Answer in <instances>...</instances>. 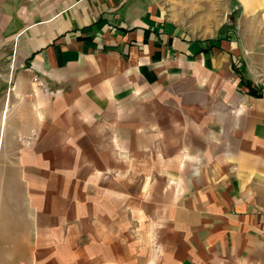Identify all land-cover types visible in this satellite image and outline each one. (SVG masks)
<instances>
[{
  "label": "crops",
  "instance_id": "crops-1",
  "mask_svg": "<svg viewBox=\"0 0 264 264\" xmlns=\"http://www.w3.org/2000/svg\"><path fill=\"white\" fill-rule=\"evenodd\" d=\"M28 2L3 27L25 67L7 142L32 130L39 159L117 209L100 222L134 212L144 264H264V39L232 0Z\"/></svg>",
  "mask_w": 264,
  "mask_h": 264
},
{
  "label": "rangeland",
  "instance_id": "rangeland-1",
  "mask_svg": "<svg viewBox=\"0 0 264 264\" xmlns=\"http://www.w3.org/2000/svg\"><path fill=\"white\" fill-rule=\"evenodd\" d=\"M17 1L29 3L0 0V264H110L117 256L104 242L116 236L117 226L121 248L118 264H144L145 224L132 222L134 212L122 206L119 224L100 222L102 215H112L114 209L117 214V209L100 205L96 190L83 192L81 174L66 176L64 160L54 171L43 152L39 159L33 149L32 130L19 135L18 143L7 142L9 126L6 131L1 114L9 97V114L13 113L17 96L10 90L25 68L15 61L16 40L3 29ZM232 7L233 27L239 34L249 32L264 39V0H232ZM263 75L259 74L261 86ZM73 165L81 167L80 159L73 160Z\"/></svg>",
  "mask_w": 264,
  "mask_h": 264
},
{
  "label": "bare ground",
  "instance_id": "bare-ground-1",
  "mask_svg": "<svg viewBox=\"0 0 264 264\" xmlns=\"http://www.w3.org/2000/svg\"><path fill=\"white\" fill-rule=\"evenodd\" d=\"M4 115H5V117H6V112H5V114H4V112H3V117H4Z\"/></svg>",
  "mask_w": 264,
  "mask_h": 264
}]
</instances>
